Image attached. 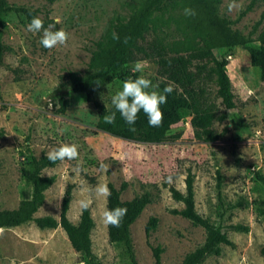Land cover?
Returning a JSON list of instances; mask_svg holds the SVG:
<instances>
[{
	"label": "rangeland",
	"instance_id": "obj_1",
	"mask_svg": "<svg viewBox=\"0 0 264 264\" xmlns=\"http://www.w3.org/2000/svg\"><path fill=\"white\" fill-rule=\"evenodd\" d=\"M37 10L46 21L44 28L55 24L68 34L65 45L52 49L41 43L42 31L27 30L28 22L21 14L5 15L2 41L10 49L0 66V210L17 207L29 198L31 186L20 174V166L29 154H46L64 144L78 145L79 157L58 161L43 170L54 175V182L44 191V201L35 216L58 218L61 198L67 183L73 185L67 211L69 220L79 219L81 186L93 188L98 183H113L125 188L121 198L128 200L144 191L152 201L142 210L130 227L131 241L137 264H152L151 246H160L163 264H179L186 253L204 240L202 227L192 224L171 209L183 204L172 198L169 186L185 190V178L193 175L194 201L198 213L211 219L232 241L222 245L219 255H210L200 264H264L260 247L264 245V185L255 172L264 174V84L259 69L252 67L247 51L238 46L229 51L226 66L235 108L223 120H215L213 128L221 136L213 142L194 137L190 116L172 124L169 139L159 143L128 140L110 135L95 127L97 113L87 95L73 92L67 72L85 73L95 41L102 38L110 22L120 15L127 18L139 0H8ZM249 0H222L219 13L231 26L248 34L264 9L257 1L252 10L238 18ZM59 20V23L56 21ZM258 32V31H257ZM257 32L252 35L255 37ZM145 43L161 45L165 57L187 55L197 46L196 38L186 29L183 11L173 7L157 14V22ZM220 51H215L219 56ZM153 51L149 58L137 59L124 69L133 73L137 61H147L142 73L158 85L174 84L167 80ZM212 62L193 59L189 66L194 73L193 88L202 108L219 115L226 112L216 95ZM122 89L119 78L113 77L99 90L90 94L92 100L105 106ZM68 106L61 112L60 99ZM239 136V139L235 137ZM108 165L106 172L100 164ZM220 175V185L217 176ZM171 177V182L168 178ZM234 205V207H231ZM106 208L103 198L94 199L90 213L94 220L91 248L100 264H129L123 247L108 240L107 225L102 220ZM150 216L157 217V226L146 238L144 226ZM248 225V231H234L229 224ZM0 264H85L73 249L65 232L56 228H38L33 221L0 228Z\"/></svg>",
	"mask_w": 264,
	"mask_h": 264
},
{
	"label": "trees",
	"instance_id": "obj_2",
	"mask_svg": "<svg viewBox=\"0 0 264 264\" xmlns=\"http://www.w3.org/2000/svg\"><path fill=\"white\" fill-rule=\"evenodd\" d=\"M257 1L264 3V0H249L245 7L240 10L238 18L252 10ZM221 2L222 0H139L137 7L127 18L117 15L110 22L102 38L94 43L95 47L88 62L89 70L85 73L68 71L66 74L69 88L76 93H85L87 99L93 103L97 113L96 129L123 139L159 143L169 139L167 132L172 124L179 122L185 116H190V125L196 139L203 142H213L221 136V132H217L213 128L214 121L225 119L227 112L235 108L232 85L226 69L229 51L238 46L244 48L248 53L250 65L259 69V77L264 84V9L252 25L249 33L243 34L240 30L231 26L228 18L219 13ZM176 6L183 11V14L185 7L196 9V16H186L184 14V19L186 29L196 38L198 44L186 56L165 57L162 53L164 48L161 45L153 44L149 47L145 43V38L148 32L155 27L157 14H163ZM9 12L23 15L28 23L33 17H39L36 9L24 5L10 4L8 0H0V66L5 53L10 49L1 39L2 29L6 26L5 15ZM42 20L45 26L46 21ZM114 32L119 35V40L113 39ZM256 32L257 35L252 37ZM125 37H129L127 43H124ZM153 51L159 57L158 63L163 69L167 80L180 88V91L173 88V91L167 94V102L161 105L164 113L162 125L159 127L149 126L143 111L139 113L134 125H128L118 112L116 113L115 123L106 124L103 120L104 115L110 114L116 109L112 104L105 106L99 101L92 100L90 94L102 88L113 77L119 78L123 84L125 80L133 75L130 70L124 69L125 65L140 58H149ZM215 51H220L221 54L217 56ZM193 59H207L212 62L216 95L220 98L226 112L217 115L213 111L200 106L193 88L194 73L189 69ZM97 80L101 82L99 86H97ZM165 86H167L165 83L161 85L160 92ZM59 103L60 111L64 112L68 106V100L62 98ZM131 128L135 130L132 131ZM239 138V136L235 137V139ZM261 148L264 150V142L261 144ZM58 161L55 163L50 162L46 154H40L38 157L33 154L27 156L20 166V174L26 183L31 186V195L29 198L20 200L17 207L13 209L0 210V228L17 226L28 221H33L41 229H53L60 226L71 246L79 253L85 264H100L91 248L90 233L94 227V220L90 209L83 211L82 214L80 211L76 223L71 222L67 216L72 198L73 185L71 183H67L65 186L58 218L50 215L35 216L36 211L44 201V191L55 180L54 175H43L42 172L45 168L56 165ZM255 178L264 185V174L262 172L256 171ZM220 179V175H218V187ZM107 186L111 190V196L107 198L106 208L126 207L128 210L119 228L107 225L108 240L111 243L121 244L129 264H137L131 241L130 227L139 217L144 207L152 201L151 194L144 191L128 200H124L121 198V192L125 188L124 182L119 187L111 182H108ZM169 191L173 199L183 204L180 209L174 208L170 211L181 215L204 230L203 242L186 253L179 264H200L210 255H219L222 245H233L221 226L216 225L211 219L196 211L193 175L191 173H188L185 178L184 191H180L172 185L169 186ZM231 207H234V205ZM256 210L259 214H264V207H257ZM157 221L158 219L155 216L148 218L144 226L146 238L156 228ZM228 228L234 231H248V225L242 223L229 224ZM151 248L153 254L152 264H163L160 256L162 248L160 246H151ZM259 251L264 256V245L260 247Z\"/></svg>",
	"mask_w": 264,
	"mask_h": 264
},
{
	"label": "clouds",
	"instance_id": "obj_3",
	"mask_svg": "<svg viewBox=\"0 0 264 264\" xmlns=\"http://www.w3.org/2000/svg\"><path fill=\"white\" fill-rule=\"evenodd\" d=\"M184 14L194 17L197 15V11L192 7H185ZM59 22V20L56 21V23ZM54 28L55 24H50L47 28H44L43 20L39 17H33L27 25V30L34 34L42 31L40 43L46 49H52L58 45H65L67 43L69 34L63 28L53 30ZM113 39L119 40L120 37L114 32ZM128 40L129 37H125L124 43H127ZM147 67H149L147 61L141 60L135 62L132 71L133 73L141 74L136 76L135 79L129 78L125 80L122 84V89L111 97V104L116 111L104 115L103 120L106 124H114L116 113L118 112L128 125H134L139 113L143 111L147 117L149 126L159 127L162 125L164 113L161 105L167 102V94L173 91V85L168 84L162 92L155 90L158 88V85H153L152 81L142 74ZM96 83L99 86L101 82L97 80ZM130 130L134 131L135 129L131 128ZM78 157V145L76 144H64L47 153V159L52 163L58 160L64 161L65 159L74 160ZM99 167L102 171L106 172L109 166L101 163ZM168 180L171 182V177ZM80 195L79 208L82 214L83 211L91 207L94 199L103 198L107 201V198L111 196V190L108 188L107 183H98L93 188L85 182L81 186ZM127 211L126 207L105 208L102 213V220L105 225L119 228L123 218L127 215Z\"/></svg>",
	"mask_w": 264,
	"mask_h": 264
}]
</instances>
